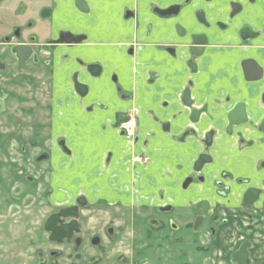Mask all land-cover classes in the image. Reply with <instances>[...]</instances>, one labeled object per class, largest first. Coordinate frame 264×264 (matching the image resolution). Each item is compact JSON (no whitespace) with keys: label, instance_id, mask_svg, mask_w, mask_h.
<instances>
[{"label":"crops","instance_id":"crops-1","mask_svg":"<svg viewBox=\"0 0 264 264\" xmlns=\"http://www.w3.org/2000/svg\"><path fill=\"white\" fill-rule=\"evenodd\" d=\"M181 1L167 0V4ZM231 1L242 3L245 10L229 23L224 14L230 10ZM251 1L253 2L191 0L187 8L182 10L181 16L160 19L149 14L146 9L147 0H141L135 29L133 19L122 25L116 23L117 17H122V10L119 12V8H116L117 12H111L120 3L126 4L130 0H110L108 3H104L107 0H89L90 12L80 16L64 10L56 13L55 20L60 21L63 29L72 27L74 32L89 34L94 43H99L93 48L107 51L109 56L105 64L103 61L104 70L100 80L92 82V86L100 87L98 95L92 89L87 97L80 98L70 88V76L73 71L80 70L75 59L84 51L85 45H61L52 53L50 77L53 90L52 93L49 92V96H52L51 131L46 144L51 152L62 153V157L58 159L50 152V199L53 203L66 204L71 198L72 194L67 191L70 177L75 179L79 176L77 181H83V185L78 186L80 188L93 186L88 182L90 180L100 183L101 185L90 187L94 193L103 192L104 189L108 192L115 189L113 193H123L124 183L116 187L118 166L128 165L133 152L138 155L141 152L149 154L153 168L145 177L154 183L152 188H161L166 192L164 198L157 199L155 204H187L188 200L195 201L200 197L197 186L193 185L183 194L180 192V184L190 175L192 162L198 152L202 151L199 140L210 129H214L213 143L209 150L215 166L206 167L205 185L211 186L215 178H219L222 172H227L232 178L249 176L251 179L245 186L264 189V168L257 169V162L264 160V130L258 128L264 118V0ZM155 2L164 5V0ZM111 5L113 8L109 7ZM198 9L209 15L211 27L203 30L208 37V45L197 61V72L191 76L194 80L191 94L198 99V105L203 102L209 104L207 113L202 114L199 123L193 125L188 119L189 110L185 107L181 114V107L173 103L189 72L181 64L182 60L165 53L163 44L171 42L166 40V36L169 29L174 32L175 21L180 19L182 22L185 17L190 19ZM218 19L229 23L226 30L216 27ZM148 25H151L150 30L147 29ZM243 25L249 26L258 35L245 42L240 41L237 31ZM121 34H124L123 37ZM104 42L108 45H104ZM130 43L136 44L132 53L128 51ZM110 51H115V54ZM112 73L118 75L123 93L130 94L132 99L117 97L110 79ZM155 73L160 75L156 80ZM46 74L42 73V77ZM251 76H257V79H252ZM97 100L106 103L107 107H95L90 111L89 105ZM164 100L168 102L166 107L162 105ZM175 102L178 103L177 100ZM237 102L244 103L248 123L235 126L232 134H227L225 113ZM131 105L137 109L139 139L127 141L118 135L113 124L116 112H126ZM163 122L169 123L168 131L162 128ZM189 127L195 128L196 135L175 139ZM61 145L67 152L62 150ZM108 154H111V162L105 168L104 162ZM124 171L127 172L126 169ZM108 172L116 180L106 181L101 173ZM125 172L123 173L127 175ZM61 173L64 177L67 175V180H61ZM229 184H233V181ZM90 188L86 192H91ZM73 193L75 196L78 194L75 191ZM261 198L264 199V194ZM229 235L230 230L220 227L211 241V255L204 254L202 257L201 252L196 250V255H190L186 264H232L229 261L230 251L223 252ZM250 253L253 264H264L258 252ZM168 255L171 257V254Z\"/></svg>","mask_w":264,"mask_h":264},{"label":"flooded vegetation","instance_id":"flooded-vegetation-1","mask_svg":"<svg viewBox=\"0 0 264 264\" xmlns=\"http://www.w3.org/2000/svg\"><path fill=\"white\" fill-rule=\"evenodd\" d=\"M1 1L2 0H0V2ZM160 1L162 2L163 0ZM190 1L191 0H182L178 3L167 4V0H164V5H161L155 2V0H147L146 9L149 14L156 15L160 19H166L168 17L177 18L179 15L181 16L182 10L187 8ZM15 2L18 6V12H16L14 8L11 10L8 20L10 28L8 29L4 39L0 41V56L3 57V60H0V87H3L4 89L8 87L7 92L0 94V108H7L9 110L7 113L15 114L16 116L14 117L16 119L20 118L22 120L27 119L30 121L35 120V118L32 119V117L27 116L24 118V116H21L20 114V110L23 107L22 104L25 103L26 107L40 106L36 107V114L41 113L43 115L42 117H37V121L35 122L38 127V131L31 133L30 138L26 139L27 145L33 146L34 149L32 150H34L33 152H36L33 156H31L33 158L32 162L34 165V167L32 166V169L35 174L37 173L38 175H34V177L26 176V180L30 183H37L35 179L42 178L41 176L44 174L50 176L52 175V171H50L52 170L50 165L51 150L46 142L50 136L49 131H51L50 100L52 96H49V92L52 93L53 90L52 80L50 77V66L53 51L61 45H85L84 51H82V53L80 52V55L75 59L80 70L73 71L70 76V88L73 92L77 93L80 98L87 97L92 89L94 90L95 95H98L97 92L100 90V87L92 86V82L97 83L100 80L101 72L104 70L103 61L105 64V60H107L109 55L107 51L93 48L99 43H94L89 34L74 32L72 27L63 29V27L60 26V21L58 20V22H56L55 20V15L59 10H64L67 13L71 11L79 16L82 14H88L91 9L89 0H15ZM108 2H110V0H107V2L104 3ZM250 2L253 1L250 0ZM140 3L141 0H130V2H126V4L120 3L116 6L111 12H117L116 8H119V12L122 10V17H117L116 23L122 25L127 23V20L133 19V26L135 29L137 23V12L140 9ZM109 7L113 8L112 5ZM244 10L245 8L242 3L231 1L230 10L225 13L224 16L230 23L238 14L244 13ZM208 17L209 15H207L203 10L198 9L193 13V17L190 19H186L185 17L182 22H180V19L179 21H175L173 25L174 32H172V29L171 31L169 29L166 36V40H171V42L163 44V50L165 53L170 56H174L175 58L178 57V59L182 60L181 64L184 65L189 72V76L185 81V84L180 89V92L175 95L178 103L175 102L176 100L173 103H175V105L178 104L181 107V114L185 108L183 103L190 102L196 109L204 107L205 111L200 114L198 123L201 119V115L207 113L209 103L203 102L199 105L197 104L198 99L193 97L191 94V90L194 86V80L191 76L197 72V61L203 56L205 47L208 45V37L205 34V31H203L208 30L211 27ZM74 21L76 22V20ZM229 23H224L222 20L218 19L216 20L215 25L220 30H226ZM147 29L150 30L151 25H148ZM245 29L247 33L244 31ZM121 35L123 37L124 34ZM257 35L258 32H254L247 25L241 26L237 31V37L242 42L252 39ZM16 45H24L31 48L29 56L25 61L23 60L21 64L19 62L20 58L13 51V48ZM104 45H108V43L104 42ZM135 46V43H130L128 51L132 53ZM110 53L114 55L115 51H110ZM42 73H47L44 78L42 77ZM159 76L160 75L158 73H155V80ZM110 79L114 84V90L116 91L118 98L132 99L130 94L127 95L123 93L122 86L119 84L118 75L116 73H112ZM17 89L19 90V95H17ZM14 98L17 102L15 105L12 103ZM6 102H11L10 106H6ZM94 103L89 105L88 109L90 111L94 110L95 107H97V109H105L107 107V104L101 102L100 100H97ZM162 105L166 107L168 105L167 100H164ZM233 107L231 109H233ZM17 109L20 110L15 112L14 110ZM227 112L225 113V119ZM245 117L246 122L243 124L248 123L246 113ZM210 119H212V116H210ZM137 123V109L136 106L131 105L126 112H116L113 128L116 129L118 135L124 137L127 141H134L135 139H139ZM9 124L10 130H13L15 125H21V123L14 118L9 122ZM161 126L166 131L170 128L168 122L161 123ZM226 127L227 124L225 126V132ZM234 127L235 126H233L231 132L226 133L232 134ZM195 133V128L189 127L178 136L179 138L176 137L175 139H184L187 135H196ZM208 134L209 140L206 139V135ZM213 134L214 129H210L206 132V134H204L203 138L199 140L200 145L202 146V151L198 152L196 158L193 160L190 175H187L180 184L181 193H186V190L188 192L193 185H196L197 194L200 195V197H198L195 201L188 200V203L186 204V207L189 209L188 211L190 213V217L188 218V216L184 214L182 216H178L177 220L169 218L167 223L170 224L171 222L176 224L173 225L174 230L179 228L181 225L185 229L198 233L197 237L199 243L196 246V250L208 255H211L209 252L211 241L216 236L219 228H227L230 230V235L223 252L227 253L230 251L229 261L232 264H238L234 260V253L238 252L242 246L246 252V264H253V258L250 253L251 251L258 252L259 257L264 262V199L261 198L262 194H264V189L254 186H245L251 179L249 176L246 178H232V176L227 172H222L219 178H215L212 181L211 186L205 185V182L207 181V172L205 171L207 169L206 167L215 166V163H213V157L209 150L213 143ZM12 136V134H9V137H6L10 140ZM146 139L147 138L144 139V145L146 144ZM195 140L198 141L196 138ZM39 143L42 145L40 148L37 147ZM242 143L245 142L242 141ZM27 145L22 144L19 152H30ZM10 146L11 143L9 144V147ZM9 147L7 151H0L9 152ZM61 147L64 152H67V149L63 145H61ZM110 156L111 154H108L105 159V168L111 162ZM132 157L127 162L129 166L121 167L119 169L120 181L121 183H124L123 187H125L123 188V194L127 196L125 201H121L119 203V207L132 206L140 208L147 213L143 216L145 224L147 221L152 230L160 228L163 229L165 228L166 222L164 220L154 218V214L172 211L173 205L172 203L158 205L154 203L157 199H163L166 192L161 188L158 190L152 188L151 185H154V183L145 177L151 173V169L153 168L149 154L147 152H141L140 155H138L133 152ZM4 160L5 162L7 161L5 154ZM37 166H42V168H37ZM179 167H181V165H179ZM195 167L197 170H195ZM263 168L264 160H259L257 162V169L261 170ZM125 169L127 171V175L123 173L125 172ZM21 170L15 171V173L19 175L24 171L23 169ZM230 181H233V184H229ZM51 186L52 182L50 181L49 184H47L46 197L51 209L48 211L42 225L40 226V230L47 234V238L49 236V232L44 230L43 226L49 216L57 214L62 208L71 207H76L78 215L77 217H74L77 229H72L70 239L63 238L59 241L48 239L49 242H55L59 245L65 242L68 243L71 245V252L75 255H78L76 252H78L83 245L84 237L86 241L85 245H100L101 237L94 233L97 222L95 225L90 226V217L85 218L84 211L87 210L88 212H91L87 208L91 205V203L85 193L77 194L71 204L66 205L64 203H53L50 199V195L52 194ZM181 188L183 190H181ZM250 189H256L258 191L257 197L252 203H249L245 197L246 192ZM135 194L139 195L140 201L134 198ZM179 200L182 201V198H179ZM102 201L103 199H99L97 202L93 203V205L104 207L109 206L108 203L106 204ZM199 202H205L206 206H200L197 209L193 208V206L195 204L197 205ZM116 203L117 202L113 203L112 206L116 209V212H118L121 209L115 206ZM166 206H170V209H160ZM71 220L73 221V218L68 217L65 218L63 222L68 223ZM101 226L103 238L107 237L110 241L116 236V231L112 226L104 225L102 222ZM181 242L182 241H180V243ZM177 247L179 254L181 247ZM49 253L51 255H58L60 250H51ZM180 254H182V252ZM186 260L187 259L184 260L183 264L187 263ZM71 264L75 263L71 262Z\"/></svg>","mask_w":264,"mask_h":264},{"label":"rangeland","instance_id":"rangeland-1","mask_svg":"<svg viewBox=\"0 0 264 264\" xmlns=\"http://www.w3.org/2000/svg\"><path fill=\"white\" fill-rule=\"evenodd\" d=\"M13 8L18 12L15 0L0 2V41L4 39L10 28L8 20ZM0 60H3L2 56H0ZM7 88L0 87V94L7 92ZM17 95H19L18 89ZM10 103L6 102V106H10ZM12 103L13 105L17 103L15 98ZM22 106L21 110L14 111L20 110L21 116L32 117L35 120L16 119L15 114L7 113L9 111L7 108H0V150L7 151L11 143L9 152L0 151L3 153L0 154V264H71V262L75 264H183L190 255H196V246L199 243L198 233L185 229L181 225L174 230L173 225L176 224L167 223L169 218L177 220L178 216L184 214L189 218L190 213L186 204L173 203L172 211L155 213L154 218L164 220L166 223L165 228L152 230L147 221L146 224L144 222L143 216L147 214L144 210L132 206L119 207V203L127 199L125 194L122 192L113 193L115 189L113 192L104 189L103 192L94 193L90 187L101 184L93 180L88 181L93 186L80 188L78 186L83 185V181H77L79 176L75 179L70 177V186L65 183L68 186L67 191L72 194L66 205L74 201V191L78 194L85 193L89 202H92L87 207L91 212L84 211L85 218L90 217V226L97 222L94 233L101 237V243L98 246L85 245L84 237L83 245L76 252L78 255H75L71 252L70 244L65 242L59 245L49 242L47 234L40 230V226L51 209L46 197V188L51 176L44 174L41 176L42 178L35 179L37 183H30L26 180V176H38L32 169L34 165L31 156L36 152H33V146L27 145L26 139L30 138L31 133L38 131L35 122L37 117L43 115L36 114V107L40 106L26 107L25 103ZM13 118L21 125H15L13 130H10L9 122ZM5 134L8 137L9 134L13 136L9 140ZM22 144H26L30 152H19ZM37 147L40 148L42 145L39 143ZM51 153L58 159L62 157L61 152ZM127 166L129 165L118 166V168ZM39 167L42 168V166ZM39 167L37 166V168ZM21 169L24 171L19 175L15 173ZM101 174L106 181L116 180V177L109 172ZM60 178L67 180V175L64 177L61 173ZM119 184L121 185L120 176L117 177L116 187H119ZM88 188L91 189V192H86ZM181 190L183 189L181 188ZM134 198L140 201L138 194H135ZM99 199H103L102 202L108 203L109 206H94L93 202H97ZM115 202H117L115 206L121 209L118 212L112 206ZM101 222L115 229L116 236L112 240L109 241L107 237L103 238ZM180 241L182 242L180 243ZM177 246L181 247L179 254ZM51 250H60V253L51 255L49 253ZM181 252L182 254H180ZM168 254H171V257ZM202 255L204 254L201 252Z\"/></svg>","mask_w":264,"mask_h":264},{"label":"water","instance_id":"water-1","mask_svg":"<svg viewBox=\"0 0 264 264\" xmlns=\"http://www.w3.org/2000/svg\"><path fill=\"white\" fill-rule=\"evenodd\" d=\"M244 31H246V29ZM13 51L20 58L19 62L21 64L22 61L23 60L25 61L27 57L29 56L31 52V48L24 46V45H16L13 48ZM243 65L245 66L246 64L244 63ZM252 79H257V76H253ZM183 104L189 110L188 112L189 121L193 124L198 123V118L200 114L205 111V108L203 107L201 109H196L192 106L190 102L183 103ZM226 119H227L226 132L228 133L232 131L233 126H238V125H242L243 123H245L246 117H245V111H244V104L242 102H238L237 104H235L233 109L227 112ZM259 128L264 130V119L261 121ZM206 139L209 140V134L206 135ZM195 170H197L196 167H195ZM257 194H258V191L256 189L248 190L245 195L246 200H248L249 203H252L256 199ZM200 206L201 207L206 206V203L199 202L197 203V205L195 204L193 208L197 209ZM160 209L169 210L170 206H166ZM76 211H77L76 207L62 208L57 214H53L49 216L46 219L44 226H43L44 230L49 232L48 239L55 240V241L62 240L63 238L70 239L72 235V229L76 228V222H75L76 220L74 219V217H77L78 215ZM68 217L69 218L72 217L73 221L71 220L68 223H64L63 221L65 220V218H68ZM234 260L238 264H246L247 258H246V252L244 251L243 246L240 248L238 252L234 253Z\"/></svg>","mask_w":264,"mask_h":264},{"label":"bare ground","instance_id":"bare-ground-1","mask_svg":"<svg viewBox=\"0 0 264 264\" xmlns=\"http://www.w3.org/2000/svg\"><path fill=\"white\" fill-rule=\"evenodd\" d=\"M71 193V192H70Z\"/></svg>","mask_w":264,"mask_h":264}]
</instances>
